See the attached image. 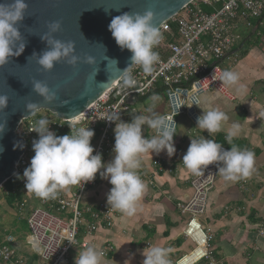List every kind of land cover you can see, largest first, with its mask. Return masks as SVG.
<instances>
[{
  "label": "crops",
  "instance_id": "1",
  "mask_svg": "<svg viewBox=\"0 0 264 264\" xmlns=\"http://www.w3.org/2000/svg\"><path fill=\"white\" fill-rule=\"evenodd\" d=\"M222 66L224 71L238 73L240 83L245 86L246 91L240 95L235 86L225 85L227 94L216 90L205 92L200 96V107L197 106L200 115L203 109L223 111L229 119L223 123L222 130L209 137L207 131L197 128V124L186 115L178 116L174 137L175 154L169 157L166 151L159 155L148 152L141 157L142 165L137 171L150 175L153 183L143 181L146 187L137 213L128 217L113 210L112 225L107 226L105 221H101V226L91 235L86 232V227L93 221L89 214L84 215L78 238L88 241L89 246L106 250L108 256H104V264H125L126 261L129 264H142L145 258L143 250L149 245L170 249V264H175L180 257L193 250V242L183 234L188 216L181 215L178 210V204L191 197V180L195 176L184 167L183 156L192 138L214 139L230 150L231 145L225 137L233 123L241 126L233 144L254 153L253 172L250 177L237 181H225L218 174L209 195L207 211L199 220L213 232L212 253L218 264H264V118H260V114L264 113V13L254 21V28L238 40ZM147 99L151 105L138 112L135 105L142 100L138 98L133 103L135 111L124 113L120 116L121 120L131 122L134 115H149V107H153L159 115L167 110L161 88L154 89L153 94L145 100ZM129 113H132L131 117H127ZM114 128L115 124L112 129L115 139ZM91 129L94 130L92 127ZM143 134L149 139L155 136L154 130L147 125L143 127ZM98 136L99 133L93 137L92 146ZM114 155V152L107 154L103 161H112ZM156 159L161 160L158 166L153 164ZM111 187L109 181L101 179L98 173L96 185L85 192L81 207H96L100 203L109 206L107 194ZM74 188L75 185H70L59 192L70 194ZM24 193L31 205L33 198L26 191ZM5 204L8 205L6 200L0 198V210L5 208ZM8 207L13 218L6 225L5 219L0 215V229L15 237L17 252L26 256L31 250L28 244V224L23 227L19 220L22 215L9 205ZM30 209L28 205L26 211L29 212ZM108 245H112V249L107 250ZM78 251L79 247L71 250L69 264H75ZM116 251L118 257H115ZM26 257L29 262L34 254L31 252ZM36 263L33 258L32 264ZM196 264H208V261Z\"/></svg>",
  "mask_w": 264,
  "mask_h": 264
},
{
  "label": "built area",
  "instance_id": "2",
  "mask_svg": "<svg viewBox=\"0 0 264 264\" xmlns=\"http://www.w3.org/2000/svg\"><path fill=\"white\" fill-rule=\"evenodd\" d=\"M263 13L264 0H191L158 26L163 40L154 49L159 60L153 66L151 74H145L140 66H132L129 74L133 83H125L124 76H121L114 86L74 118L63 119L55 114L37 111L21 120L16 132L26 141L27 146L16 165L14 176H18L20 186L33 199H37L40 206H31L29 198L25 197L17 204L16 212L23 215L28 205L31 207L26 220L29 228L28 244L32 254H39L50 261L49 264H69L73 248L89 246L88 241L78 238L84 215L89 214L93 221L86 227V232L91 235L101 226V221L111 226L113 213L105 203L96 207H81L85 192L96 185V179L84 185L83 182L75 185L70 194L59 192L53 200L40 199L27 191L23 172L31 162L27 155L29 142L38 139V134L30 131L36 122L48 119L52 123L51 130L63 131V135L70 134L69 124L85 128L98 127L99 136L93 145V154L101 153L104 160L107 154L114 152L115 144L112 134L115 123L105 120L108 115L113 111L120 116L135 111L128 96L135 95L138 99L161 88L167 105V110L160 115L165 119L163 130L171 132L175 137L178 116L186 115L197 124L200 114L198 105L193 103L199 104L203 93L216 90L227 94V88L221 81L224 73L222 62L230 56L238 40L254 28V21L261 18ZM125 86L129 90L122 93ZM111 99L114 100L109 103ZM189 104L193 105L188 107ZM154 133L157 135L155 131ZM223 148L229 150L224 145ZM153 164L158 166L161 160L156 159ZM138 174L142 181L153 183L150 175L140 171ZM217 175L218 168L213 164L205 169L203 175L194 176L191 180V197L178 204L180 214L188 216L183 234L195 243V247L175 264H196L203 260H207L208 264H218L212 253L213 232L199 220L207 211L209 195L215 186ZM53 212L71 216H57ZM14 245L15 237L0 229V264H27L28 258L20 255ZM112 247L108 245L107 250ZM102 252L104 256H108L106 250Z\"/></svg>",
  "mask_w": 264,
  "mask_h": 264
},
{
  "label": "clouds",
  "instance_id": "3",
  "mask_svg": "<svg viewBox=\"0 0 264 264\" xmlns=\"http://www.w3.org/2000/svg\"><path fill=\"white\" fill-rule=\"evenodd\" d=\"M28 4L26 0H4L0 3V67L10 62L11 57L21 55L26 47L25 39L18 25L22 24ZM156 12L152 8L141 12H125L112 18L109 31L117 45L131 52L129 66L122 71L125 83H133L129 74L132 66H140L145 74L154 71V65L159 55L154 49L163 40V34L155 23ZM49 31L41 35L47 49L42 54L33 53L38 64L44 71L51 72L55 66L65 62L76 68L80 63L96 65L95 57L89 55L82 58L76 53L73 41H62L56 38L61 31L62 23L52 21ZM103 48L104 46L101 45ZM105 60L117 61L105 56ZM97 73V72H96ZM95 79V77H94ZM221 81L223 85L235 86L237 94H244L245 86L240 83L238 73L225 70ZM32 91L43 98L47 104L57 102L60 98L57 91L41 80H34ZM63 103V102H61ZM199 106L198 103H193ZM193 104H189L191 107ZM9 107V97L0 95V112ZM30 115L35 114L40 104L28 101L25 104ZM200 107V106H199ZM149 115H134L131 122H123L118 112L113 111L105 119L115 123L114 158L105 163L101 153H96L92 146L95 131L91 128L77 127L69 124L70 134L58 136L51 130L52 124L48 119H40L30 130L38 134L33 142L34 156L30 166L23 172L26 180L25 188L36 197L43 200L56 199L60 190L67 186L94 181L99 173L101 179L108 180L112 185L107 194L109 209L119 211L132 217L137 213L139 202L144 192L145 184L138 174L142 165L143 154L151 152L159 155L166 151L169 157L175 152L174 135L163 130L165 119L156 113L153 107L147 109ZM264 118V113L260 114ZM229 117L219 109L204 110L197 118V128L207 131L209 137L222 130L223 123ZM6 119L0 123V134L5 131ZM147 125L157 135L145 138L143 127ZM241 126L233 123L225 139L230 150H225L221 143L210 138H192L187 152L183 156L184 167L193 175L201 176L209 165L215 164L218 174L225 181H237L251 176L254 169V153L240 149L233 144V139L239 135ZM14 147H22L17 142ZM18 175V174H17ZM211 175V174H209ZM73 244L71 240H69ZM170 249L149 245L143 250L145 257L142 264H170L168 259ZM75 264H104V253L95 246L80 248L75 258ZM125 264H129L128 261Z\"/></svg>",
  "mask_w": 264,
  "mask_h": 264
},
{
  "label": "water",
  "instance_id": "4",
  "mask_svg": "<svg viewBox=\"0 0 264 264\" xmlns=\"http://www.w3.org/2000/svg\"><path fill=\"white\" fill-rule=\"evenodd\" d=\"M190 1L26 0V16L22 24L18 25L26 42L25 50L0 67V95L9 97V107L0 112V123L4 119L7 121L5 131L0 134V187L14 176L16 165L26 150V141L17 134L16 129L22 119L30 116L25 107L28 101L40 104L38 111L45 109L58 118H74L114 86L122 71L129 66L131 52L122 50L109 31L108 26L113 17L129 11L142 13L152 8L156 12L155 23L158 27ZM3 2L0 0V3ZM57 20L62 23V28L55 34L56 38L73 41L77 55L82 60L89 55L95 57L96 65L82 62L73 68L61 62L51 72L42 69L38 58L32 55L42 54L47 49L41 35L49 31L50 22ZM105 56L116 60L117 65L105 60ZM34 80L47 83L58 92L60 99L52 104L45 103L42 97L32 91ZM128 90L129 87L125 86L122 93ZM135 100V95L128 96L130 103L133 104ZM17 142L22 147H14Z\"/></svg>",
  "mask_w": 264,
  "mask_h": 264
},
{
  "label": "rangeland",
  "instance_id": "5",
  "mask_svg": "<svg viewBox=\"0 0 264 264\" xmlns=\"http://www.w3.org/2000/svg\"><path fill=\"white\" fill-rule=\"evenodd\" d=\"M148 105H151L150 101L148 99L145 100V101L144 100H140L139 102H137L135 107H136V110H138V112H140V111L144 110ZM38 112L42 113V114H51V115H53V113H51V112H49L48 110H45V109L39 110ZM131 116H132V113L127 114V117H131ZM33 142L34 141H30L29 145H31ZM27 155L29 156V159H31L34 156L31 153H29ZM0 198L4 199L3 195L1 194V192H0ZM31 202H32L31 206H40L39 203H38L39 201L37 199H31ZM32 204H34V205H32ZM5 205H4L5 208H2L0 210V215L5 219V224L7 225L9 223V221L13 218V216L10 213V208L8 207V205H6V206ZM6 209H9L8 210L9 212L6 211ZM53 213L55 215H57V216H67L68 218L71 216V215H65V214L59 213V212H53ZM27 216H28V211H26V210H24V213H23L22 216H19L20 217L19 220H20V222H21L23 227L26 226V217ZM22 230H24V229L22 228ZM194 247H195V243L192 244L191 249H193ZM31 252L32 251L30 250V253ZM30 253H28L26 256H29ZM115 257H118L117 251L115 252ZM34 260L37 262L36 264H49L50 263V261L46 260L45 258H43L42 256H40L39 254H37L35 252H34Z\"/></svg>",
  "mask_w": 264,
  "mask_h": 264
},
{
  "label": "trees",
  "instance_id": "6",
  "mask_svg": "<svg viewBox=\"0 0 264 264\" xmlns=\"http://www.w3.org/2000/svg\"><path fill=\"white\" fill-rule=\"evenodd\" d=\"M152 94L153 91L147 96L141 97V99L145 100L147 97L151 96ZM94 131H95V135H98L99 129L94 128ZM55 133L58 136H63L64 134L63 131H56ZM29 153L34 155L33 146L29 145L27 154ZM0 192L3 195L4 199L6 200L7 204L14 209L17 208V204L21 202V200L25 197L24 189L20 186L18 176L11 177L5 183H3V185L0 187ZM26 225H27V220H26ZM33 258L34 257H30L29 262L31 260V263L27 262V264H32Z\"/></svg>",
  "mask_w": 264,
  "mask_h": 264
},
{
  "label": "bare ground",
  "instance_id": "7",
  "mask_svg": "<svg viewBox=\"0 0 264 264\" xmlns=\"http://www.w3.org/2000/svg\"><path fill=\"white\" fill-rule=\"evenodd\" d=\"M187 260H188V258H187Z\"/></svg>",
  "mask_w": 264,
  "mask_h": 264
}]
</instances>
